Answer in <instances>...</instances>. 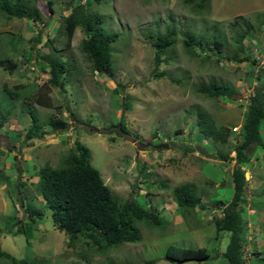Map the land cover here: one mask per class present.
Here are the masks:
<instances>
[{
  "label": "rangeland",
  "instance_id": "obj_1",
  "mask_svg": "<svg viewBox=\"0 0 264 264\" xmlns=\"http://www.w3.org/2000/svg\"><path fill=\"white\" fill-rule=\"evenodd\" d=\"M54 1L51 7L47 0L36 1V20L0 12V56L15 63L12 71L0 67V121L6 117L0 125V247L14 259L1 257L0 264H144L150 259L155 264H223L230 233H217L212 222L220 213L218 204L210 210L178 208L170 190L190 182L206 206L209 200L229 202L232 197L228 171L234 161L211 157L215 145L199 139L196 115L207 111L232 130L231 144L242 140L246 104L264 63V0H210L201 8L184 0ZM77 4L102 14L104 28L118 33L111 45L114 75L92 69L79 48L85 37L81 26L70 47L65 45L62 16ZM165 33H171L172 45L157 65L153 43ZM188 36L200 43L185 45ZM213 40L223 43L220 51L213 49ZM48 52L68 69L59 86L49 82L41 58ZM234 55L248 59L237 62ZM211 80L233 87L232 97L212 98L195 89ZM30 110L49 133L21 144ZM51 115L67 127L53 130L47 125ZM120 118L126 133L117 124ZM76 139L90 149L91 164L116 201L135 200L158 214V226L135 222L140 242L101 249L82 234L73 239L54 227L36 172L46 162L58 165ZM250 161L244 168L249 184L243 255L246 264H264V151L254 149ZM28 203L40 207L42 217L30 220ZM171 244L205 247L209 257L167 261L164 254Z\"/></svg>",
  "mask_w": 264,
  "mask_h": 264
},
{
  "label": "trees",
  "instance_id": "obj_2",
  "mask_svg": "<svg viewBox=\"0 0 264 264\" xmlns=\"http://www.w3.org/2000/svg\"><path fill=\"white\" fill-rule=\"evenodd\" d=\"M38 0H0V12L7 13L8 16L17 18L38 19L39 13L36 7ZM99 3L103 0H94ZM186 3L195 4L203 7L210 0H184ZM54 0H47L51 7ZM197 8V7H196ZM103 18L100 13H88L83 4H77L72 7L70 12L62 16V26L66 32L67 41L65 45L70 47L71 38L77 26H81L85 37L79 44L80 50L87 57L92 69L99 73L106 72L109 76L114 75L111 65V45L117 39L118 33L107 31L103 26ZM38 38H40V32ZM189 40L184 39L185 45L199 44L188 36ZM51 49L53 47L52 38L46 39ZM194 41V42H193ZM191 42V44H190ZM46 44V42H44ZM155 61L158 65L163 61L162 54L172 45L171 33H165L157 36L154 41ZM213 49L220 51L223 43L213 40ZM48 52L42 55L46 61L49 72V82L53 86H59V78L68 71L66 64L60 57L50 55ZM229 59V58H227ZM247 56H232V60L243 62ZM231 60V59H229ZM256 60H252L255 63ZM15 63L11 58L0 56V67L12 71ZM257 83L252 87V92L248 97L246 104L247 111L241 129V138L234 144L230 142L232 130L224 125L217 124L207 111L199 110L196 115L195 126L199 133V139H207L214 143V157L222 162L234 161V164L228 171L229 183L232 186L233 193L229 202L217 198L214 201H208L206 206L200 204L199 197L196 195V186L190 182L181 183L174 186L171 192L172 201L178 208L195 209L198 205L203 210H210L213 204H218L219 214L213 215L212 222L215 225L217 233L228 231L230 233L229 241L222 252L225 262L223 264H246L243 256L246 244V228L243 212L247 200L244 196L248 180L245 177V169L251 164V152L254 149L261 148L264 151V137L261 129L264 121V63L256 76ZM5 90L11 91L4 86ZM198 92L206 93L209 97L231 98L234 88L221 83L217 80H211L208 83H200L195 87ZM12 91L10 94L13 95ZM40 103L39 101H37ZM30 124L25 129L22 137V143L29 139L43 138L49 130H44L37 125V115L30 110ZM7 116V114H5ZM47 125L53 130L65 129L67 124L65 120L49 116ZM6 117H2L0 125L5 122ZM119 128L126 133L123 118L118 121ZM21 136V135H19ZM202 142V141H201ZM221 145V146H218ZM227 146L224 148V146ZM234 152V156L230 153ZM205 152V151H204ZM258 154V153H257ZM213 157V158H214ZM257 157V156H256ZM91 151L79 140H75L73 149L64 154L60 163L52 166L46 162L37 169L38 189L44 199V208L50 210V217L54 227L65 232L71 238H76L82 234L96 243L99 248H105L119 243H138L142 240V235L136 221L151 222L153 226L159 225V216L155 211L141 205L135 200H128L123 203L116 201L109 187L105 184L99 170L91 164ZM30 220L42 217L43 210L31 203L26 205ZM5 257L14 261L13 257L3 251L0 247V258ZM209 253L205 247H180L169 245L164 259L170 262H180L185 260L200 261L207 259ZM264 259V258H263ZM155 259H150L144 264H155ZM22 264H36L32 261H22Z\"/></svg>",
  "mask_w": 264,
  "mask_h": 264
},
{
  "label": "water",
  "instance_id": "obj_3",
  "mask_svg": "<svg viewBox=\"0 0 264 264\" xmlns=\"http://www.w3.org/2000/svg\"><path fill=\"white\" fill-rule=\"evenodd\" d=\"M168 146V144H160V145H158L157 147H167ZM181 262V261H180Z\"/></svg>",
  "mask_w": 264,
  "mask_h": 264
},
{
  "label": "clouds",
  "instance_id": "obj_4",
  "mask_svg": "<svg viewBox=\"0 0 264 264\" xmlns=\"http://www.w3.org/2000/svg\"><path fill=\"white\" fill-rule=\"evenodd\" d=\"M244 254V253H243ZM244 256V255H243Z\"/></svg>",
  "mask_w": 264,
  "mask_h": 264
}]
</instances>
